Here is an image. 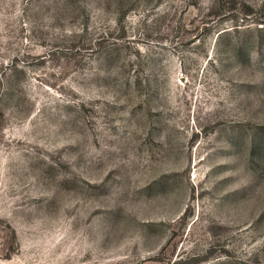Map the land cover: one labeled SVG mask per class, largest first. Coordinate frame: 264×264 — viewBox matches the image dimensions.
<instances>
[{
	"label": "rangeland",
	"instance_id": "rangeland-1",
	"mask_svg": "<svg viewBox=\"0 0 264 264\" xmlns=\"http://www.w3.org/2000/svg\"><path fill=\"white\" fill-rule=\"evenodd\" d=\"M0 264H264V0H0Z\"/></svg>",
	"mask_w": 264,
	"mask_h": 264
}]
</instances>
